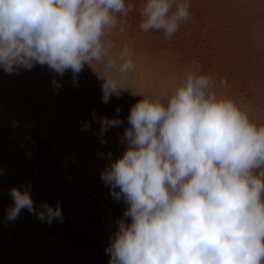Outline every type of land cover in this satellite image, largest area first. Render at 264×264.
Instances as JSON below:
<instances>
[{
    "label": "clouds",
    "instance_id": "clouds-1",
    "mask_svg": "<svg viewBox=\"0 0 264 264\" xmlns=\"http://www.w3.org/2000/svg\"><path fill=\"white\" fill-rule=\"evenodd\" d=\"M190 9V0H0V68L13 74L46 65L59 77L70 70L78 86L87 65L107 104L130 90L135 70L133 49L117 48L113 32L124 33L136 13L141 32L171 40L191 20ZM227 88L193 62L165 92H132L142 98L119 138L123 153L113 160L109 152L101 173L126 205L105 248L108 264H264V122ZM93 119L101 143L123 124ZM30 190L10 189L7 221L26 209L42 222H62L59 205L34 207Z\"/></svg>",
    "mask_w": 264,
    "mask_h": 264
},
{
    "label": "rangeland",
    "instance_id": "rangeland-1",
    "mask_svg": "<svg viewBox=\"0 0 264 264\" xmlns=\"http://www.w3.org/2000/svg\"><path fill=\"white\" fill-rule=\"evenodd\" d=\"M138 5L140 0H128ZM192 18L171 39L139 30L136 13L117 48L135 53L126 90L102 102L101 81L85 65L73 84L71 71L57 76L36 65L7 74L0 68V264H108L105 248L126 209L101 173L124 145L130 107L142 97L169 90L193 62L227 82L226 94L264 122V0H190ZM60 83L56 88L52 81ZM119 109V112H117ZM123 124L102 134L99 119ZM85 123L90 124L84 129ZM30 186L34 207L59 205L63 220L42 222L26 209L8 222L12 187ZM118 191V189H117Z\"/></svg>",
    "mask_w": 264,
    "mask_h": 264
},
{
    "label": "trees",
    "instance_id": "trees-1",
    "mask_svg": "<svg viewBox=\"0 0 264 264\" xmlns=\"http://www.w3.org/2000/svg\"><path fill=\"white\" fill-rule=\"evenodd\" d=\"M44 202H46L48 204V200H44Z\"/></svg>",
    "mask_w": 264,
    "mask_h": 264
}]
</instances>
